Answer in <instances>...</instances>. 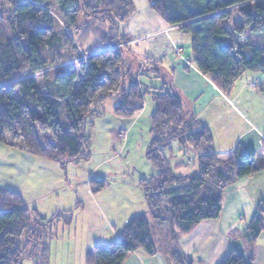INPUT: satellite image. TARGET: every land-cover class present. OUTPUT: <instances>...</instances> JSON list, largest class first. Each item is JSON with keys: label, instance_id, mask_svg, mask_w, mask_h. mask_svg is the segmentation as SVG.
Wrapping results in <instances>:
<instances>
[{"label": "trees", "instance_id": "trees-1", "mask_svg": "<svg viewBox=\"0 0 264 264\" xmlns=\"http://www.w3.org/2000/svg\"><path fill=\"white\" fill-rule=\"evenodd\" d=\"M8 4L10 16L0 14V144L21 143L32 155L58 163L86 160L92 142L87 127L101 117L98 106L115 98L114 116L132 120L151 95L155 112L147 159L158 175L141 183L148 215L133 217L120 240L93 248L86 264H126L138 251L161 255L165 264H194L180 250V239L202 222L218 220L224 191L264 171V155L241 144L228 154L215 153L211 130L187 111L180 96L142 89L125 62L129 39L120 32L135 12L132 0ZM150 10L189 36L190 62L223 95L231 97L249 72L264 76V0H150ZM47 52L56 63L49 65ZM17 74L25 75L16 79ZM173 142L193 151V175L179 177L172 169L164 150ZM105 187L100 182L95 193ZM32 214L18 193L0 188V264L29 260L21 248L25 240L48 246L51 222L44 225L45 236ZM263 232L264 199L247 243L255 244ZM222 264H254V259L234 250Z\"/></svg>", "mask_w": 264, "mask_h": 264}, {"label": "rangeland", "instance_id": "rangeland-1", "mask_svg": "<svg viewBox=\"0 0 264 264\" xmlns=\"http://www.w3.org/2000/svg\"><path fill=\"white\" fill-rule=\"evenodd\" d=\"M148 3L150 9V0ZM11 9L8 0H1L0 14L4 12V17L8 18ZM150 12L152 11L150 10ZM174 30L177 31L176 28ZM180 36L190 40L189 36L183 34ZM91 43L90 41L88 45ZM178 47L184 51V57L191 55V50L187 42H183V39ZM45 55L48 56L49 65L57 62L48 52ZM131 55L129 52L125 54V62L127 66H133L132 74L136 76L141 71V59ZM177 59V55L172 54L164 57L163 61L165 66H181ZM50 70V80L52 81L55 73L52 72L51 67L49 72ZM253 74L260 73L253 72ZM24 75L17 74L15 77L19 79ZM149 78L146 74L141 78L145 90L146 87H150ZM245 78L246 82H253L249 83V90H246L238 98L240 102L235 103L234 101L232 106L236 108L238 106L242 115L246 117L247 124L243 125L240 116L233 109L228 107L222 109L216 105H210L201 112V117H199V120L201 119L207 124L210 123L212 126L216 147L221 152L228 151L240 135L244 138L245 144L246 140L252 139L254 135L248 131L250 127H255L257 132L264 133V95L261 96L258 82H254L249 77ZM260 83H264V76ZM152 87L156 86L152 84ZM117 102L118 100L115 98L108 99L100 107L98 106V112L102 114V118H108L106 116L111 115V106ZM154 112L155 103L147 94L144 111L137 119L138 124L136 123L130 129L116 130L115 123L112 124L110 119L101 121L96 118L91 121L93 124L88 125L87 135L92 142L90 153L85 154L86 160L62 162L64 165L59 163L57 167L52 168L32 166L33 164L30 162L24 161L23 167H20L22 164L20 159L15 163L17 155H8L5 159L7 165L0 167V187L18 193L25 200L30 212H33V225L43 229L45 236L47 228L44 225L48 221L51 222L50 228L53 234L48 246L36 242L33 245L32 240L29 242L25 240L21 243L25 257L29 258L24 264H50L49 261L54 252V247L51 248V244L56 238L60 241L58 249L60 262L56 261L57 264H81L82 259L86 264V257H84L86 254H83L85 252L82 245L86 243L99 245L104 243L105 237L110 239L108 235L114 234V231L109 227V223L119 231L120 215L125 214L123 209L125 205L136 208L142 202L145 212L140 215H148L145 202L147 196L141 183L158 175V169L147 159L153 138L151 118ZM176 143L178 142H173L171 148L164 150V154L172 169L176 170V175L179 177L191 176L197 169L195 155L189 147L184 148L179 143L181 147L177 149L178 144ZM256 143L257 141L249 144V147L254 148ZM6 144L9 148L27 152L21 143L13 144L7 140ZM102 181L106 184L105 189L95 193ZM92 183L94 186L91 185ZM100 208H102L101 212ZM70 225L73 230L78 231L80 237H83V239L77 238L79 240L78 247L65 243L68 239V226ZM35 244H37L36 247ZM92 247L95 248V246ZM47 251L48 261H46Z\"/></svg>", "mask_w": 264, "mask_h": 264}, {"label": "crops", "instance_id": "crops-1", "mask_svg": "<svg viewBox=\"0 0 264 264\" xmlns=\"http://www.w3.org/2000/svg\"><path fill=\"white\" fill-rule=\"evenodd\" d=\"M132 2L135 12L130 20L121 26L120 32L121 35L129 39L127 52L132 54V57L134 55L141 59V71L136 76L142 89L145 90L141 81L142 75L139 76L140 72H144L147 77H150V87H146V90L164 89L166 92L180 96L185 103L187 111L196 116L198 120L203 110H206L210 105H216L222 109H226L227 107L233 109L238 113L244 125L247 122L246 117L242 115L238 106L237 108L232 106V102H240L238 98L246 90H249L248 85L253 81L246 82L245 77L252 78L254 82H258L260 85L258 86L261 88V96H263L264 88L262 89V86H264V83H260L263 75L253 74V72L247 73L244 78H241L237 82L231 97L223 95L211 83L210 79L203 76L196 66L190 62L191 55L184 57V51L178 47L183 39V42H187L190 48V40L182 38L178 31L167 26L154 12H150L148 0H132ZM172 54L177 55V61H180L178 63H181V66H165L164 57L167 55L171 56ZM148 59H153V63L148 64L150 62ZM130 69L132 73L134 70L133 66H130ZM152 84L156 87H152ZM116 105L117 103L111 106V115L106 116L108 118H102L101 116L98 119L101 121L110 119L109 121L112 124L115 123L114 127L116 130L130 129L136 125L137 119L141 117L143 112L130 121L119 120L113 114ZM199 121L212 132L210 123L207 124L201 119ZM254 128L250 127L248 129L254 135L252 139L246 140V144L248 145L243 142L244 138L240 135L228 151L222 152L217 149L214 133L212 132L215 153L220 155L228 154L237 145L241 144L246 149L255 150L258 155H264V133L262 131L257 132ZM256 141L257 143L254 148L251 145L249 147V144ZM180 147L179 144L176 146L177 149H180ZM8 155H17L15 163H17L16 160L20 159L22 163L20 167H23L24 161L30 162L33 164L32 166L41 168L57 167L59 164L54 161L37 158L30 153L18 149L9 148L7 144H0V167L7 165L5 159ZM263 199L264 171L228 187L224 191L223 211L220 218L218 220L202 222L192 233L182 237L179 241L180 250L191 258L194 264H222L234 250L241 251L246 257H253L254 264H264V232L255 244L247 243L245 239L250 224L257 213L258 204ZM139 205L136 208L125 205L123 207L125 214L120 215L121 225L119 231L109 223V227L114 231V234L108 235L110 239L103 236L105 237V241L102 244L94 245L92 243L91 245L90 243H86L82 245V249L85 252L83 254L87 255L92 250V246H108L111 242L120 240L129 221L133 217L145 212L142 202ZM102 208H100V212ZM68 233V239L65 243L68 245L74 244L78 247L79 240L77 238L83 239V237H80L78 231L72 229V225L68 226ZM59 246L60 241L57 238L56 240L53 239L51 248L54 247V252L50 258V264H57L56 261L60 262L58 259ZM81 264H85L84 259L81 260ZM126 264H165V261L161 255L150 257L143 251H138L127 260Z\"/></svg>", "mask_w": 264, "mask_h": 264}]
</instances>
